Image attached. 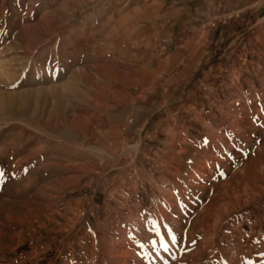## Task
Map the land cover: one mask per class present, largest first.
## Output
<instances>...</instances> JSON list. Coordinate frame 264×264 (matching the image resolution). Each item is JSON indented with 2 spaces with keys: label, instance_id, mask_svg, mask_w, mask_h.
Returning <instances> with one entry per match:
<instances>
[{
  "label": "rangeland",
  "instance_id": "rangeland-1",
  "mask_svg": "<svg viewBox=\"0 0 264 264\" xmlns=\"http://www.w3.org/2000/svg\"><path fill=\"white\" fill-rule=\"evenodd\" d=\"M263 89L264 0H0V264H264Z\"/></svg>",
  "mask_w": 264,
  "mask_h": 264
},
{
  "label": "bare ground",
  "instance_id": "bare-ground-1",
  "mask_svg": "<svg viewBox=\"0 0 264 264\" xmlns=\"http://www.w3.org/2000/svg\"><path fill=\"white\" fill-rule=\"evenodd\" d=\"M108 70V69H107ZM264 90V89H263ZM236 110V109H235ZM234 110V111H235ZM238 110H239V108H238ZM240 110H242V109H240ZM239 112V111H238ZM230 113V112H229ZM241 114V113H240ZM234 116H236V114L234 115ZM242 117V116H241ZM236 118V117H235ZM241 119V118H240ZM239 120V119H238ZM218 137V136H217ZM167 167H169V166H167ZM171 167V166H170ZM167 169V168H166ZM167 171V170H166ZM169 171V170H168ZM169 174V173H168ZM174 177V176H173ZM107 208V207H106ZM118 250V249H117ZM115 260H117V259H115Z\"/></svg>",
  "mask_w": 264,
  "mask_h": 264
}]
</instances>
